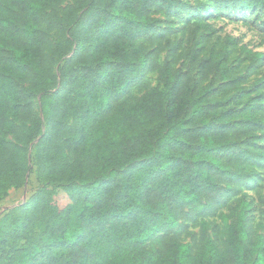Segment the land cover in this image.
<instances>
[{
    "label": "trees",
    "instance_id": "16d2710c",
    "mask_svg": "<svg viewBox=\"0 0 264 264\" xmlns=\"http://www.w3.org/2000/svg\"><path fill=\"white\" fill-rule=\"evenodd\" d=\"M64 1L0 0V201L33 169L40 185L0 219V264H264V223L252 228L237 197L264 168V92L230 65L234 40L185 53L195 74L165 60L157 85L125 103L149 68L136 40L159 29L150 9L169 23L184 4L72 0L60 11ZM204 1L264 10V0ZM44 23L60 31L56 72ZM187 224L198 237L146 250Z\"/></svg>",
    "mask_w": 264,
    "mask_h": 264
},
{
    "label": "rangeland",
    "instance_id": "374dc122",
    "mask_svg": "<svg viewBox=\"0 0 264 264\" xmlns=\"http://www.w3.org/2000/svg\"><path fill=\"white\" fill-rule=\"evenodd\" d=\"M181 1L184 7L170 15L169 23L166 22V17L160 7L154 6L150 9L149 16L159 20V29L152 36H145L136 40L137 45L148 54L149 68L144 77L135 82L120 101L125 103L134 101L147 90L155 87L157 85V71L165 60L169 61L171 68L174 70L181 69L182 72L195 74V69L188 65L184 54L194 48L200 50L201 46H204L203 54H206L213 45L229 44L230 46L229 39L235 42V49L231 50L229 55L230 65L235 68L236 74L243 80V85L251 87L253 94L263 93L264 10L245 12L220 10L215 12L209 10L211 5L204 0ZM71 5L72 0H65L59 10L68 9ZM167 26L170 27L169 31L161 34ZM44 28L48 31V49L45 56L56 72L59 63L53 62L51 51L55 40L60 36V31L57 28L47 30L46 23H44ZM204 38H208V42L202 45ZM241 47L244 50L240 49ZM247 51L252 54H260L259 62L252 60L251 55L246 54ZM30 83L31 78L23 86L27 87ZM37 106L38 98H35L32 103L35 113L38 112ZM261 117L264 119V114ZM8 139L15 142V137H9ZM260 146L264 149V139L261 141ZM255 169L258 172L257 176L237 196L250 206L246 215L252 228H255L259 223H264V168L256 167ZM39 187L33 169L21 188L10 191L8 196L0 201V219L7 211L24 204ZM234 205L233 198L227 201L222 208V212L228 217L229 221L234 220L232 214ZM207 220L214 221L222 226L218 216L207 218ZM179 224L181 225L183 222L180 221ZM257 232L264 236V230L257 229ZM173 237L187 243L193 237H198V229L187 224L186 229L181 227L174 232H167L153 237L145 248L149 251H159ZM53 253L57 254V251H53Z\"/></svg>",
    "mask_w": 264,
    "mask_h": 264
}]
</instances>
